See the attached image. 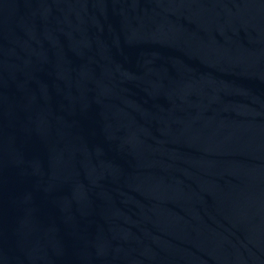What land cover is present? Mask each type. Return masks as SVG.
<instances>
[{
  "label": "water",
  "instance_id": "1",
  "mask_svg": "<svg viewBox=\"0 0 264 264\" xmlns=\"http://www.w3.org/2000/svg\"><path fill=\"white\" fill-rule=\"evenodd\" d=\"M0 264H264V0H0Z\"/></svg>",
  "mask_w": 264,
  "mask_h": 264
}]
</instances>
